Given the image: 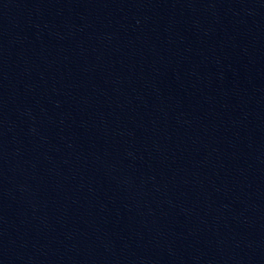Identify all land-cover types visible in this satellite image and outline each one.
<instances>
[{
    "label": "water",
    "instance_id": "95a60500",
    "mask_svg": "<svg viewBox=\"0 0 264 264\" xmlns=\"http://www.w3.org/2000/svg\"><path fill=\"white\" fill-rule=\"evenodd\" d=\"M0 264H264V0H0Z\"/></svg>",
    "mask_w": 264,
    "mask_h": 264
}]
</instances>
